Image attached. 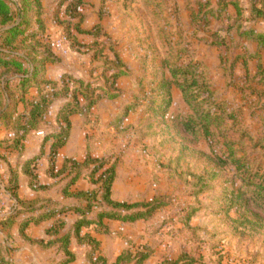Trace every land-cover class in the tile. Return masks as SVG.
<instances>
[{"label":"rangeland","instance_id":"obj_1","mask_svg":"<svg viewBox=\"0 0 264 264\" xmlns=\"http://www.w3.org/2000/svg\"><path fill=\"white\" fill-rule=\"evenodd\" d=\"M58 1L59 4L61 0ZM198 1L93 0L85 12L89 23L86 26L100 24L106 34L100 46H105V54L112 62L110 68L118 66V59L121 70L129 77L119 83L125 95L102 103L89 119L79 121L77 155L83 153L86 144L91 158L93 155L95 160L117 163L114 201L136 204L160 200L169 204L147 222L107 223V233L98 239L102 255L110 262L126 250L148 248L152 255L146 264H173L184 257L195 264H264V210L251 203L255 189L248 185L249 177L237 170L233 159L250 156L245 170L264 173V142L257 150L245 145L246 155L240 147L233 146V156L226 149L220 130L214 133V140H205L199 121L191 122L192 111L178 89L172 91L167 112L159 97L163 93L158 91V72L171 80L173 67L190 65L199 76L206 75L219 104L241 111L243 126L250 136L264 141L260 117H250L246 111L249 102L247 105L245 97L229 87L219 71L221 58L231 59V53L212 48L209 28L205 31L201 27L198 32V24L192 22ZM249 1L242 0L243 5L247 7ZM46 4V27L54 23L57 26L62 22L55 21L58 11L50 7L49 0ZM231 14V18L236 16L234 10ZM60 18L64 19L62 13ZM226 26L211 21L214 31ZM47 36L52 43L61 40L63 28L60 37L52 39L48 33ZM70 50L68 57L53 54L59 63L72 72L78 71L80 76L91 69L89 55L93 52ZM101 72L99 69L94 79L102 76ZM128 106H135V111L125 117ZM51 126L46 123L41 138L50 132ZM75 143L74 139L72 144ZM42 170H36L38 175ZM82 174L81 180L89 183L88 173ZM253 182L257 183V179ZM240 195L242 201L234 206V197ZM2 197L0 192L4 218ZM243 202H247V208H241ZM70 204L64 203L59 209L61 218L72 215L74 205ZM74 250L84 257L83 250Z\"/></svg>","mask_w":264,"mask_h":264},{"label":"trees","instance_id":"obj_2","mask_svg":"<svg viewBox=\"0 0 264 264\" xmlns=\"http://www.w3.org/2000/svg\"><path fill=\"white\" fill-rule=\"evenodd\" d=\"M83 5V0H61L59 6H67L68 21L60 22L59 25L63 28L64 38L71 49L77 51L88 49L89 52H93V63L99 64L98 69L102 70V76L93 79L96 71L92 70L90 82H84L71 75H64L59 82H52L46 78V67L57 64L58 59L53 54L52 42L47 36L45 10L41 1L0 0V125L12 134V140L9 143H0V149L5 144L9 146L7 150L21 155L29 135L42 130L45 118L54 103L59 100L66 101L56 119L59 131L45 137L40 155L23 164L22 171L29 179L30 187L34 192L47 191V187L39 184L36 172L37 165L45 158L49 167V176L57 181L55 186H61L62 197L72 202L74 206L71 213L79 218L71 231L62 237L60 233L67 225L64 221L57 220L47 232V235L56 238L55 241L45 244L30 240L25 234L30 225L55 220L62 212L59 211V204L51 200L21 201L18 197V175L16 171H11L10 186L6 192L15 202V207L0 221V226L5 231H11L18 225L22 239L41 251L56 248L63 257L60 264L76 262L77 257L71 251L73 241L79 247L85 248L86 260L89 264H110L102 255L101 243L95 237L107 233V223L133 225L147 222L169 204L160 200L136 204L114 201L113 186L116 181L117 163L113 165L107 159L95 160L87 154L83 163L65 161L61 169L58 170L56 167L58 153L67 145L71 136V119L79 115H90L102 101L119 100L122 95L117 88L118 81L129 77L121 70L123 67L120 66L118 59H116L118 66L110 68L112 62H109L110 58L105 54V46H100L101 38L106 35L102 32V28L96 27L92 32H84L81 29L84 18L78 14V11ZM197 5V12L191 15L192 22L198 24V32L201 27L205 31L209 28L207 33L212 48L223 49L233 57V52L240 48L243 50L241 46L243 42H255L264 56V35L256 34L245 25L264 22V0L249 1L247 5L249 20L244 17L242 0H199ZM230 9L235 12V20L230 16ZM211 21L217 24L225 23L227 26L214 31L211 29ZM77 35L90 36L95 42L91 47L82 46L77 40ZM232 59L221 58L219 71L229 87L237 89L245 97L247 105L249 102L247 112L250 117H260L258 120L264 126V91H258L256 88V86L264 87V63L258 67L254 78L247 76L243 79L235 74L240 58ZM252 59L262 60L258 55L249 57L245 59L244 66L247 67V61ZM193 68L190 65L173 67L170 71L171 80H166L164 74L158 72L157 76L160 79L158 91L163 93V96L159 97L165 105V111L167 112L171 106L172 91L178 89L192 111L191 122L199 121L200 130L206 141L214 140L216 138L214 133L220 130V137L224 140L228 151H232L237 146L246 155L244 148L247 144H250L254 150L262 148L263 139L254 140L244 128L241 111L219 104L206 75L199 76L197 70ZM100 82H104L105 85H100ZM31 90H36L37 97L30 101ZM133 111L135 106H128L125 117ZM224 125L228 126L225 128ZM232 153L234 156L235 152ZM249 157L241 160L238 157L233 159L237 170L246 173L250 182L248 185L255 189L251 203L253 202L259 210H264V173L258 170L256 172L245 170V165L250 163ZM82 171L88 173L87 179L92 187L87 192L74 189L84 177ZM254 179H257L255 184ZM202 192L203 190L200 193ZM241 199L242 195L234 197V206L242 201ZM244 207L247 208V202L245 205L243 202L241 208ZM22 216L26 219L18 222ZM151 255L152 252L148 248H140L137 251L126 250L112 264H146ZM0 262L9 264L4 259H0ZM173 264L195 263L184 257Z\"/></svg>","mask_w":264,"mask_h":264},{"label":"crops","instance_id":"obj_3","mask_svg":"<svg viewBox=\"0 0 264 264\" xmlns=\"http://www.w3.org/2000/svg\"><path fill=\"white\" fill-rule=\"evenodd\" d=\"M40 1L42 3L44 10H46L47 0L46 1L40 0ZM49 1L51 3L50 7L53 8L54 11L55 9L56 11H58L57 12L58 16H54V18H56L55 21L60 20L63 22L67 20L66 6L61 8L58 4L59 2L58 0H49ZM91 1L93 0H83L84 5L78 11V14L84 18V23L82 24V27H81V29L84 32H92L96 27L100 26V24L94 26L93 28L86 26L89 23H87L88 22L87 14H85V12L90 8L89 3ZM243 8H244V17L246 18V20H249L250 16L248 12V7H245L243 5ZM232 10L233 9H230L229 11L230 16L232 15L231 14ZM61 13L64 16V19L60 18ZM232 19L235 20V17H233ZM55 25H56L55 23L53 25L50 24L49 27L47 28L48 29L47 33L48 35H50L52 39L60 37L62 34L61 25H59V23L57 24V26ZM245 25L248 26L249 30L255 32L256 34L264 35V30L261 29V27H264V22H260L258 24L251 23V24H245ZM77 40L79 44L85 47H91L95 42L94 38L90 36H83V35L82 36L77 35ZM241 46L243 47V50L240 48V50L233 52L232 60H234L235 58H240L236 66V69H235V74L237 77L243 78V79L247 76H249L250 78H254L257 74L258 67L264 63V58H263L264 56L262 54V51L258 47V44L255 42H243ZM257 55L261 57L262 60H256V59H252L250 61L246 60L247 67L244 66L245 59H248L249 57H254ZM89 56L91 58V61L89 60V66L91 69L85 72L83 75H81V76L87 77V79L81 77L80 74L77 73L78 71L72 72L68 70L64 63L62 64L59 62L57 64H50L46 67V78L52 82H59L62 76L71 75L84 82L92 81L91 71L94 70L96 71V73L99 72V69H98L99 64L93 63V55L92 56L89 55ZM94 78H95V75L93 79ZM124 80H126V78L120 79L117 84L118 90L123 95L125 94L122 92V90H120L119 83ZM256 88L258 89V91H261V92L264 91V87L262 86L261 87L256 86ZM36 97H37L36 90H31L29 94V100L31 101ZM252 100H255V99L252 98ZM105 102H108V101L100 102L91 111L90 115H79L71 119L72 132H71L70 139L67 145L58 153V157L56 160V167L58 170L63 167L65 161H76L78 163L84 162L87 156V152H88L87 151L88 149H86V144H85V148L82 154L77 155V153H79L80 150L75 149L76 145H78V148L80 147V144H77L79 140L77 139L79 137L78 133L80 130L78 127V123L79 121H82V120L86 121L87 119H89L91 115L93 114V112L102 103H105ZM65 104H66V101L59 100L56 103H54L52 108L49 110V114L45 118L43 127L46 125V123H50L52 126L50 127V132L49 133L46 132L45 137L59 131V128L56 124V119H57V115L59 111L63 108ZM49 119L50 121H48ZM40 132L41 130L39 132L32 133L29 135V137L27 138L24 144V151L21 155L11 150H7L9 146L7 147L5 144L0 149V192L3 196L2 206L6 210L4 217L8 216L15 207V202L10 198V195L6 192V190L10 186L11 171L17 172L18 181H19L18 197L21 201L34 202L35 200H38V199H41V200L44 199V200H51L52 202L59 204L60 208H63L62 205L64 203L69 206H72L70 204L72 202H69V201L66 202V200H64V198L62 197L61 186H55L57 181L53 180L49 176V173H48L49 167H48V163L45 158L40 162L43 165V170L41 171V174L39 173L38 177H39V184L41 186L47 187L48 188L47 191L34 192L32 188L30 187L29 179L25 177L23 174V171H22L23 164L35 159L41 153V149H42L45 137L44 138L38 137L37 134H39ZM74 139L76 140L75 145L72 144ZM11 140H12V134L9 131H7L3 126L0 125V143H9ZM91 156L93 158H97L93 155ZM74 189L78 191H82V192H87V191H90L92 187L88 182L84 180H80L76 184ZM69 218H73L74 220L72 222H69L68 220ZM24 219L26 218L22 216L18 219V222H22ZM78 219H79L78 216L75 214H72V215L70 214L69 216L65 218H61V216H57V219L55 220L44 222L39 225H34V224L30 225L25 234L32 241L39 242V243L42 242L46 244V243L56 240L55 237L47 235V232L52 229V227L54 226L57 220H62L67 225L65 230L60 233V237H62L71 231L73 225ZM95 237L98 239V236H95ZM98 241L100 240L98 239ZM75 248L83 250L84 257L81 258L79 255H77L74 250ZM71 251L77 257L76 262L73 264H80V262L82 261H84L85 264H89L88 261L86 260L85 248L79 247L75 241H73L71 244ZM0 255H1L0 259H4L5 262L9 264H60V262L63 260L62 255L58 253L56 248L48 250V251H41L38 248L33 247L29 245L28 243H26L21 237L20 229L18 225H16L11 231H5V229L2 226H0ZM115 260L113 262L109 261L110 264L114 263Z\"/></svg>","mask_w":264,"mask_h":264},{"label":"built area","instance_id":"obj_4","mask_svg":"<svg viewBox=\"0 0 264 264\" xmlns=\"http://www.w3.org/2000/svg\"><path fill=\"white\" fill-rule=\"evenodd\" d=\"M52 49H53V52L55 54H57L61 57H68L70 55V52H71L69 44L65 38H63V39H61L55 43H52ZM37 135H38V137H43L42 133H39ZM40 168L43 169V165L41 163H39L37 165L36 170H39ZM0 218H2L1 211H0Z\"/></svg>","mask_w":264,"mask_h":264}]
</instances>
